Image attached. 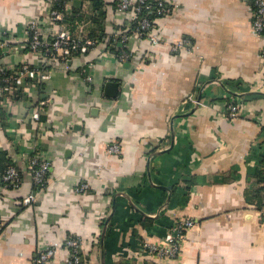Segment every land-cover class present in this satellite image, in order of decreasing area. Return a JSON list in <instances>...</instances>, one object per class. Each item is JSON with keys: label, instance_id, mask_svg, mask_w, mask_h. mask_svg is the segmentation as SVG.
<instances>
[{"label": "crops", "instance_id": "crops-1", "mask_svg": "<svg viewBox=\"0 0 264 264\" xmlns=\"http://www.w3.org/2000/svg\"><path fill=\"white\" fill-rule=\"evenodd\" d=\"M71 1L89 15L87 2ZM104 1L102 29L121 30L128 16L116 12V0ZM166 1L170 14L156 20L163 43L131 40L127 62L100 46L68 68L56 63L49 80L0 108L6 159L24 169L39 148L51 163V180L34 203L22 205L33 189L27 173L20 189L0 193V264H36L47 247L55 250L48 264H64L70 236L80 240V264H264V190L254 192L262 187L263 41L252 29V2ZM50 5L0 0V43L16 48L2 64L39 65L24 47L26 29L38 21L52 32ZM108 82L118 84L116 97L106 95ZM230 96L243 102L232 121L223 112ZM45 97L37 122L31 112ZM112 142L119 154L106 153ZM81 184L89 189L76 193ZM145 219L151 222L141 226ZM183 219L194 225L175 257L143 250L167 246L168 229Z\"/></svg>", "mask_w": 264, "mask_h": 264}, {"label": "built area", "instance_id": "built-area-1", "mask_svg": "<svg viewBox=\"0 0 264 264\" xmlns=\"http://www.w3.org/2000/svg\"><path fill=\"white\" fill-rule=\"evenodd\" d=\"M50 2L48 18L50 23L55 25V29L52 32L44 33L38 21L31 22L26 29L27 39L24 47L38 56L39 65L33 68L28 64L14 66L0 62V108H6L18 94L21 96L26 94L30 85L49 80L52 73L51 67L56 63H61L68 68L71 60L93 52L100 46L105 47L103 55H110L120 62H127L132 59V53L128 49L131 40L146 39L154 43H163V40L156 34V20L171 12L170 2L166 0H116V12L128 16L124 28L92 39L88 36L89 22H74L72 24L70 19L72 8L69 2L64 4L60 10L55 8L52 0ZM251 2L253 5L252 29L255 35L263 41L261 60L264 65V0H251ZM143 11L154 14L156 18L150 19L147 16H141ZM70 26H73V29H69ZM186 45V40L178 41L171 46V49L176 52ZM15 51L16 48L12 47L8 41L0 43V59ZM80 76L86 82L92 80L91 76L83 71L80 72ZM189 101L194 106L202 105L193 96L189 97ZM49 102V98H40L37 101L38 108L31 112V118L38 122L41 111ZM242 104V100L235 97L230 96L226 99L223 112L227 120L232 121L242 115ZM105 150L108 155L120 153L117 142L107 144ZM50 167L51 163L44 152L35 148L33 154L27 158V165L24 169L13 163L0 175V193L6 190L20 189L23 176L27 173L30 175L33 189L22 200V205L27 206L34 203L38 194L45 190L51 180ZM88 189V184H81L74 191L84 193ZM193 223L191 219L180 220L168 229L165 237L167 246L146 243L143 244V250L157 258L175 257L178 253V241L184 237L183 231L192 227ZM63 247L66 251L63 263L80 264V240L77 237H68L64 240ZM54 255L55 250L52 248L41 249L38 251L35 263L48 264Z\"/></svg>", "mask_w": 264, "mask_h": 264}, {"label": "trees", "instance_id": "trees-1", "mask_svg": "<svg viewBox=\"0 0 264 264\" xmlns=\"http://www.w3.org/2000/svg\"><path fill=\"white\" fill-rule=\"evenodd\" d=\"M83 1H85L89 4L90 13L87 16V15L82 14L81 10H79V9H77V10L72 9V16L70 17V19L72 20V24L76 21H77V23H81L79 21L87 18L88 19L87 21H89L90 26L93 25L92 29L89 27L91 29L90 32L88 29V32H89L88 36L90 38L95 39V38H98L100 35L106 34V32L102 29V26H101V19H102V16L104 14L102 12V7L104 6L105 1L104 0H82V2ZM68 2H69V0H52V3L54 4L55 8H58L59 10L64 6V4H66ZM114 7H115V3H114ZM141 16H145V17L147 16L150 19L156 18V16L154 14H150V13L145 12V11L141 12ZM70 28L73 29V26H70ZM87 54H85V55H87ZM260 136H261V142L258 143L257 148L259 147V148L263 149V154H262L261 162H260L261 163L260 164V170H258L256 172V177H258L260 179V181L262 183V187L259 188L258 190H255L254 191L255 194H257V193L261 194V193H263L262 190H264V125L261 127ZM12 164H13V161H11L8 158L6 159V153L4 151H0V175L2 173H4V171L7 169V167L12 165ZM147 222H151V221L149 219H145L144 222L141 223V226H146ZM80 263H81V255H80Z\"/></svg>", "mask_w": 264, "mask_h": 264}, {"label": "water", "instance_id": "water-1", "mask_svg": "<svg viewBox=\"0 0 264 264\" xmlns=\"http://www.w3.org/2000/svg\"><path fill=\"white\" fill-rule=\"evenodd\" d=\"M105 93L109 97H116L118 93V84L115 82H108L105 86Z\"/></svg>", "mask_w": 264, "mask_h": 264}]
</instances>
